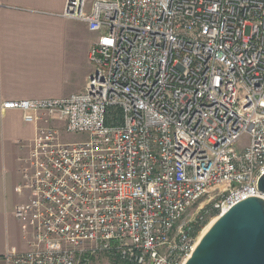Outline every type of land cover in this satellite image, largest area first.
Here are the masks:
<instances>
[{
	"label": "built area",
	"instance_id": "2783aa9c",
	"mask_svg": "<svg viewBox=\"0 0 264 264\" xmlns=\"http://www.w3.org/2000/svg\"><path fill=\"white\" fill-rule=\"evenodd\" d=\"M63 16L96 36L92 71L69 97L1 104L36 128L25 249L5 263L185 264L203 222L264 199V0H65Z\"/></svg>",
	"mask_w": 264,
	"mask_h": 264
},
{
	"label": "crops",
	"instance_id": "0c3cea01",
	"mask_svg": "<svg viewBox=\"0 0 264 264\" xmlns=\"http://www.w3.org/2000/svg\"><path fill=\"white\" fill-rule=\"evenodd\" d=\"M64 9L65 0H0V264L25 249L14 217L26 199L16 190L18 158L36 129L1 104L69 97L83 91L92 71L88 51L96 36L65 18Z\"/></svg>",
	"mask_w": 264,
	"mask_h": 264
},
{
	"label": "water",
	"instance_id": "95a60500",
	"mask_svg": "<svg viewBox=\"0 0 264 264\" xmlns=\"http://www.w3.org/2000/svg\"><path fill=\"white\" fill-rule=\"evenodd\" d=\"M257 189L264 193V174ZM185 264H264V199L233 202L203 234Z\"/></svg>",
	"mask_w": 264,
	"mask_h": 264
},
{
	"label": "rangeland",
	"instance_id": "374dc122",
	"mask_svg": "<svg viewBox=\"0 0 264 264\" xmlns=\"http://www.w3.org/2000/svg\"><path fill=\"white\" fill-rule=\"evenodd\" d=\"M94 35V34H93ZM95 37V36H94ZM85 139V135L82 134H65L63 130L61 129V140L63 142L72 143V142H78ZM195 210V207L191 209L190 213H193ZM217 216H214L211 220H207L206 222H203L200 227L198 228L199 234L202 232V230L213 220L216 219Z\"/></svg>",
	"mask_w": 264,
	"mask_h": 264
},
{
	"label": "bare ground",
	"instance_id": "6f19581e",
	"mask_svg": "<svg viewBox=\"0 0 264 264\" xmlns=\"http://www.w3.org/2000/svg\"><path fill=\"white\" fill-rule=\"evenodd\" d=\"M215 221V219H213L203 230L202 232L199 234L198 237V241L200 240V238L203 236V234L208 230V228L213 224V222Z\"/></svg>",
	"mask_w": 264,
	"mask_h": 264
}]
</instances>
